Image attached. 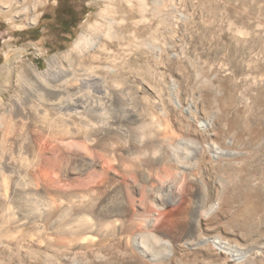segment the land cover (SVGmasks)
I'll list each match as a JSON object with an SVG mask.
<instances>
[{
    "label": "rangeland",
    "instance_id": "374dc122",
    "mask_svg": "<svg viewBox=\"0 0 264 264\" xmlns=\"http://www.w3.org/2000/svg\"><path fill=\"white\" fill-rule=\"evenodd\" d=\"M106 1L41 0L34 22L31 18L18 21L0 7V96L5 103L0 116L8 104L19 109L40 98H65L50 89L58 84L59 76L37 80L27 64L44 72L46 60L67 50L83 27L97 21L102 24L96 14L105 9ZM137 2L113 0L110 12H105L118 24L113 28L117 38L109 45V59L102 64L109 63L115 74L97 70L107 88L124 91L106 103L109 116H119L120 127L111 132L133 148L150 150L141 161L158 162L151 181L154 188L171 186L179 198L187 179L176 174V167L180 164L193 170L192 199L197 210L183 220L187 225L193 218L195 227L185 226L181 231L175 216L179 203L155 205L153 192L147 189L150 183L140 182L134 171L113 168L132 214L149 220L147 230L139 227L133 233L143 240L152 259L143 258L124 238L77 248L69 246L62 235L48 236L46 230L35 233L27 225L0 238V264H264V0H144L140 11ZM155 6L158 15L154 18L148 11ZM65 9L73 18L66 32L60 25ZM150 44L157 46L156 55ZM21 69L26 77L18 80ZM120 74L134 78L138 97ZM117 83L121 86L114 88ZM106 87L89 83L84 91L93 100L95 91ZM158 124L159 130L155 128ZM22 129L17 122L10 131L0 120V160L6 157L8 144L18 149L27 137L39 158L35 174L43 190L80 194L101 187L105 181L102 170L109 167L113 172L95 149L87 153L77 145L79 138L42 139ZM151 133L158 152H152ZM15 149L13 161L18 155ZM22 154L27 153L23 150ZM84 159L90 161L88 167L82 166ZM4 186L0 180L1 193ZM17 189L28 190L21 185ZM5 196L9 200V191ZM22 202L11 204L20 206ZM214 204L212 212L204 216ZM67 218L69 214L63 213L55 227H61ZM160 232L166 236L159 237ZM179 232H184V238L174 242ZM151 234L157 240H147Z\"/></svg>",
    "mask_w": 264,
    "mask_h": 264
},
{
    "label": "bare ground",
    "instance_id": "6f19581e",
    "mask_svg": "<svg viewBox=\"0 0 264 264\" xmlns=\"http://www.w3.org/2000/svg\"><path fill=\"white\" fill-rule=\"evenodd\" d=\"M112 1L113 0L106 1L105 9L96 14V19H100L102 24H99L97 21L93 24L91 23L90 25H87L85 28L83 27L81 33L74 39L67 50L46 60L47 69L44 72L38 71L37 68L30 63L27 64L31 75L37 80H42L49 76H59L60 81L58 84L52 85L50 89L56 92L60 91L63 95H66L65 98L62 96H59L57 99L55 98V100L40 98L38 103H33L31 106L19 109L15 108L12 104H8L0 116V120L5 121V126L7 129L9 128L10 131L13 130L14 124L20 122L23 126V132L27 131L41 137L42 139L63 140L64 138L69 137L79 138L80 141L77 142V145L82 149H85L87 153L90 152V148L95 149V153L102 158V160L104 159L105 163L110 166V169H112L113 172L108 170L109 167L107 170H102L100 174L105 177V181L101 182L103 183L101 187L90 189L81 192L80 194H58L56 192H51L50 190L48 191L39 188L37 175L35 174V168L38 166L39 158L33 148L32 141L30 142V140L25 137L23 139L24 144L18 149H15L12 145L10 146L8 144L9 146L7 145L5 149L6 157L0 160V180L3 181L5 185L4 192H0V238L6 235L8 236L14 231L20 232L22 227L29 225L35 233L40 234L46 230L48 236L62 235L68 239L67 243L69 246L77 248L103 244L115 237L121 239L124 238L133 244L143 258L148 259L150 256L142 245L143 240L139 241L135 236L136 234L133 233L134 230L139 227L147 230L149 227V220H142L138 216L133 215L134 213L132 214V208L126 197L125 190L115 178L116 176L113 169L115 168L126 173L134 171L140 182L150 183L151 185V181L153 180V169L155 168L154 165L158 162L149 161L148 163H144L141 160L145 157L146 152H149L150 150L138 147L133 148L126 143L125 140L117 137L118 135L114 136L111 132L120 127L118 124L119 116H109L110 107L106 105V103L109 102L110 97L116 100L121 94H124L123 90L119 89L120 91H113L111 88H107L106 80L104 76L100 74L101 70L110 75L115 74L113 70L114 68H111L108 65V62H106L108 64H102L106 59H109V45L117 38L113 28L118 23L115 22L116 19H110L109 16H107L108 13H106L107 15L105 14L107 11L110 12ZM137 1L140 6L138 7V11H140L143 9L144 0ZM121 3L123 4V2ZM41 4V0H0V7L4 10V13L6 15L14 14L13 17L18 21L25 18H31L34 22L37 8ZM122 4H119L120 6L118 5L121 10L124 8V4ZM148 12L152 13L154 18L158 15L156 6L152 8V12L150 10ZM140 44L142 43L139 42V45ZM151 48L156 55L158 53L157 46L151 45ZM20 54L22 55L23 52L20 51ZM6 59L8 60L7 54ZM136 63L137 62H135V64ZM5 67L6 66H4L3 69H5ZM99 68L100 72L97 70ZM10 71H12V69L8 70L6 74L10 73ZM120 76L123 75L120 74ZM16 77L18 80L24 79V77H26L24 70L21 69L20 72H17ZM122 80L125 85L135 88L134 94L138 97V93L140 92L138 86H136L134 78L132 79L131 76L124 75ZM89 83L96 86L106 87V90L95 91L97 94H92L93 100L88 99L89 92L84 91V86ZM112 86L114 88H119L121 84L117 83ZM3 106H5V103L0 96V107ZM98 118L103 120H98ZM155 128L159 130L160 125L158 124ZM200 133L202 132L200 131ZM148 139L152 142L151 145L154 148L152 152H156V149H158V152L159 148L156 144L154 134L151 133ZM191 143L193 144V142ZM14 149L18 152L15 160L19 164L12 160ZM23 150L27 153L24 156H22ZM20 151H22V153ZM89 162L84 159L82 161V166L88 167ZM176 170V174H184V178L186 177L187 179L184 185V194L182 193L183 195L181 197L178 198L171 186L161 189L158 185L156 186L160 188H154V186L151 185V187L148 186L147 189L148 191L153 192L151 200L157 206L168 202L175 204L179 203L180 206H178L176 209L177 213H175L176 224L181 227V231H183L182 227L185 228V226H190L189 229L191 230L195 227L193 218L190 219L191 223L187 225L183 219L185 216L187 217L188 213L196 212L197 210L193 208L192 199L194 192L193 186L196 184V178L193 176L194 173H191L192 169L190 170L189 167L179 164L176 167ZM18 185L26 187L28 190L19 192L17 189ZM8 191L10 193V196H8L9 200L5 199L6 192ZM214 191H216V189ZM17 200H23L24 202H22L20 206L11 204L13 201ZM110 202H116V205L111 206ZM215 205L216 204L210 205L209 210L207 209L208 211L203 213L204 216L212 212ZM16 208L18 211L15 210ZM66 212L69 214L70 218H67L61 227H55V221L60 219L63 213ZM199 214L202 213L199 212ZM160 234L159 237L166 236L161 232ZM183 234L184 232H179V236H177L174 242L180 241ZM148 239L157 240V237L151 234L147 237V240ZM215 243L218 244L219 242L217 241ZM149 258L152 259L151 256Z\"/></svg>",
    "mask_w": 264,
    "mask_h": 264
},
{
    "label": "flooded vegetation",
    "instance_id": "af4514ba",
    "mask_svg": "<svg viewBox=\"0 0 264 264\" xmlns=\"http://www.w3.org/2000/svg\"><path fill=\"white\" fill-rule=\"evenodd\" d=\"M63 21L61 22V27L64 32H66L67 29L71 28L72 26V15L69 9H65V12L63 13Z\"/></svg>",
    "mask_w": 264,
    "mask_h": 264
}]
</instances>
